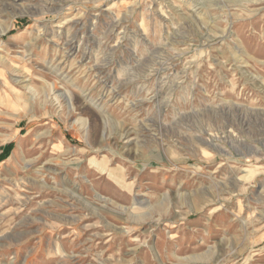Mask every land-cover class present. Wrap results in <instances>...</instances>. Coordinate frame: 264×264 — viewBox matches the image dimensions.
<instances>
[{"label": "rangeland", "instance_id": "374dc122", "mask_svg": "<svg viewBox=\"0 0 264 264\" xmlns=\"http://www.w3.org/2000/svg\"><path fill=\"white\" fill-rule=\"evenodd\" d=\"M0 264H264V0H0Z\"/></svg>", "mask_w": 264, "mask_h": 264}]
</instances>
